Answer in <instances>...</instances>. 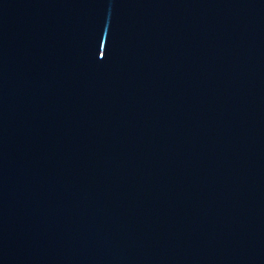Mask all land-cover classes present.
Returning a JSON list of instances; mask_svg holds the SVG:
<instances>
[{"label":"water","instance_id":"obj_1","mask_svg":"<svg viewBox=\"0 0 264 264\" xmlns=\"http://www.w3.org/2000/svg\"><path fill=\"white\" fill-rule=\"evenodd\" d=\"M0 264H264V0H0Z\"/></svg>","mask_w":264,"mask_h":264}]
</instances>
